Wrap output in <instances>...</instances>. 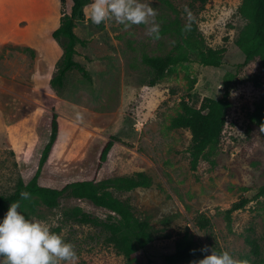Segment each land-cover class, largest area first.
<instances>
[{"label":"rangeland","instance_id":"374dc122","mask_svg":"<svg viewBox=\"0 0 264 264\" xmlns=\"http://www.w3.org/2000/svg\"><path fill=\"white\" fill-rule=\"evenodd\" d=\"M91 2V0H90ZM89 2V3H90ZM157 10L160 38L145 35L144 25L124 30L107 21L97 26L76 21L74 61L87 72L69 71L61 90L50 81L62 58L65 38L56 40L70 0H0V195L13 193L20 180L34 172L47 141L45 119L58 115L59 136L40 183L61 186L91 178L96 163L97 138L116 137L100 177L131 176L143 172L148 188L112 192L127 202L139 220L149 222L156 239L144 250L125 258L105 240L107 232L73 217L81 211L106 221L114 215L85 200L61 199L47 209L27 204L20 211L46 221L51 230L75 245L77 264H166L165 255L186 231L193 236L201 259L204 246L228 251L249 264H264V137L249 122V114L264 93V71L257 61L244 64L235 45L245 21L237 10L242 0H147ZM187 5L196 19L201 47L225 48L219 67L199 64L193 51L188 61L172 67L154 86L146 58L177 56L186 51L181 29ZM178 31L183 33L180 35ZM193 81L195 83L193 84ZM229 91L226 124L216 146L190 169L187 129H171L181 103L198 108L203 98L220 99ZM97 142V141H96ZM98 143V142H97ZM241 199L246 206L225 220L224 212ZM7 210L0 213L3 220ZM199 216L210 222L200 230ZM115 217V216H114ZM256 240L259 256L250 254L247 240ZM180 264H189L183 262Z\"/></svg>","mask_w":264,"mask_h":264},{"label":"trees","instance_id":"16d2710c","mask_svg":"<svg viewBox=\"0 0 264 264\" xmlns=\"http://www.w3.org/2000/svg\"><path fill=\"white\" fill-rule=\"evenodd\" d=\"M70 1L69 14H63L60 25L52 32L54 39L58 41L60 38L66 39V42L62 44L63 53L59 67L50 81L51 86L56 90L63 88L66 74L73 69L87 77L86 70L73 59L76 53V44L83 43L74 34L73 29L77 20L83 21L85 19L84 6L90 0ZM206 1L200 0L202 4ZM237 13L244 19L245 24L235 40V45L244 56V64L257 61L260 69L264 71V0H242ZM178 32L180 35L183 34L181 31ZM195 33L196 27L192 24L191 31L186 33L185 38H182L186 45V51H180L177 56L168 55L145 59V63L152 69L153 73V78L150 81L151 86H154L170 73L172 67L188 61L187 50L188 52L193 51L197 62L203 66L216 68L221 65L226 52L225 48L201 47V42L196 39ZM194 83L195 81H193ZM228 96L229 91L225 89L220 99L205 97L198 108L182 102L180 113L170 122L169 127L171 129H187L190 133L188 155L192 171H196L199 160L220 140L226 124V111L229 108ZM42 121H45L48 129L47 141L39 153L34 172L28 180L18 181L13 193L6 196L0 195V213L7 210L12 202L20 199L21 191L31 193L30 200H21V206L27 204L30 211H33L36 205L54 209L65 197L85 200L95 207L107 210L115 217L102 221L80 209H74L72 215L76 221L100 227L106 231V242L125 258H131L135 253L146 249L156 239L155 231L149 222L139 220L133 214L131 206L127 202L114 197L112 192L126 193L139 188H148L152 184L150 177L143 172H137L131 176L100 177L99 173L105 166L108 155L115 143L119 141L116 137L109 136L103 139L97 138L98 143L92 142V144L98 145V148L91 178L72 180L61 186L41 184L40 179L59 136L58 115L54 111L48 112ZM249 122L264 137V132L260 131L261 125L264 124V93L249 114ZM256 196H264V185L259 188ZM247 203L248 199H241L225 210L226 222L230 224L232 213L243 209ZM209 224V220L204 216H199L196 222V226L200 230L207 228ZM247 244L250 246V254L258 257L259 245L256 240L248 239ZM192 250H196L193 236L186 231L176 240L174 252L165 255L163 260L166 264H180L201 259L198 251L193 253Z\"/></svg>","mask_w":264,"mask_h":264},{"label":"clouds","instance_id":"9594fccd","mask_svg":"<svg viewBox=\"0 0 264 264\" xmlns=\"http://www.w3.org/2000/svg\"><path fill=\"white\" fill-rule=\"evenodd\" d=\"M85 11L90 22L101 25L113 21L128 30L134 25H144L145 35L160 38L158 12L147 0H91ZM186 23L181 31L190 32L195 15L187 5L183 7ZM260 131L264 132V124ZM20 199L12 202L0 221V264H77L75 245L66 241L62 234L51 230L50 225L36 217H27L20 211L21 200H30L31 193L21 191ZM193 253L196 250H192ZM202 259L189 264H249L228 251L217 252L207 245L200 249Z\"/></svg>","mask_w":264,"mask_h":264}]
</instances>
